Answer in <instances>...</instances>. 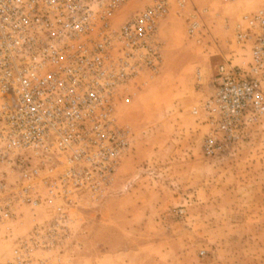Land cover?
Wrapping results in <instances>:
<instances>
[{
    "label": "built area",
    "instance_id": "built-area-1",
    "mask_svg": "<svg viewBox=\"0 0 264 264\" xmlns=\"http://www.w3.org/2000/svg\"><path fill=\"white\" fill-rule=\"evenodd\" d=\"M188 34L202 40L207 8L175 0ZM171 0H0V229L27 207H50L49 227H34L13 261L66 232L69 208L106 195L131 132L117 116L130 86L160 71V33ZM233 55H222L203 102L208 156L229 151L264 116V5L235 24ZM239 56V60L232 56ZM195 113L198 110L194 111ZM48 245V244H46Z\"/></svg>",
    "mask_w": 264,
    "mask_h": 264
},
{
    "label": "rangeland",
    "instance_id": "rangeland-1",
    "mask_svg": "<svg viewBox=\"0 0 264 264\" xmlns=\"http://www.w3.org/2000/svg\"><path fill=\"white\" fill-rule=\"evenodd\" d=\"M171 2L162 68L142 74L118 105L131 143L105 197L69 208L68 230L43 231L44 245L24 251L29 264H264V116L229 151L208 156L202 107L222 55L239 51L235 24L264 0H193L208 9L200 41L187 31L193 6L180 12ZM19 211L0 229V264L55 216L50 207Z\"/></svg>",
    "mask_w": 264,
    "mask_h": 264
}]
</instances>
